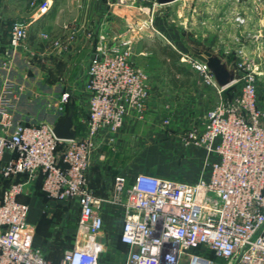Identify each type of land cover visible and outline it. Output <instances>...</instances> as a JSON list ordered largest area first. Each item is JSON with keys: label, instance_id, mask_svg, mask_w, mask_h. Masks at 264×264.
<instances>
[{"label": "built area", "instance_id": "1", "mask_svg": "<svg viewBox=\"0 0 264 264\" xmlns=\"http://www.w3.org/2000/svg\"><path fill=\"white\" fill-rule=\"evenodd\" d=\"M140 1L148 2V8L160 5L158 0ZM49 6L48 1L36 5L35 14H44ZM235 20L246 22L240 13ZM28 27L29 22L11 24V49L25 46ZM130 42L120 34L99 35L85 83L87 128L75 139L57 138L48 121H15L1 98L0 180L8 184L0 198V264H54L33 245L30 207L19 199L26 184L37 178L49 199L74 200L79 206L75 244L58 264H100L106 250L99 240L106 204L120 206L124 213L120 242L128 248L125 264H220L218 259L223 264H264V112L254 74L246 76L239 94L206 113L201 130L184 137L187 145L204 151L195 181L118 173L111 197L99 198L92 191L89 168L102 132L117 133L127 118L146 116L147 74L132 63ZM184 59L220 93L235 83L221 88L205 63L188 55ZM71 96L62 92L55 112L64 113Z\"/></svg>", "mask_w": 264, "mask_h": 264}, {"label": "crops", "instance_id": "2", "mask_svg": "<svg viewBox=\"0 0 264 264\" xmlns=\"http://www.w3.org/2000/svg\"><path fill=\"white\" fill-rule=\"evenodd\" d=\"M44 1H48L50 6L44 14L37 16L35 14L36 5ZM178 2L160 4L158 6L165 8L159 7L158 9L167 11ZM182 2L183 4L180 5L182 10L185 7L197 6V9L193 8L195 13L184 19L179 29H172L164 25V21L156 16L153 29L160 34L159 39L162 42L157 40L155 46L143 43L139 49L136 47L135 54L139 57L136 56L135 61L145 65L141 58L148 54L147 51L156 54L161 62L160 67L165 71L167 81L173 89L172 93L175 95L182 92L185 95L186 106L183 113L188 114L190 119H198V124L201 126L206 113L226 98L214 86L207 84L202 73L184 58L188 55L202 62L194 57L193 53L197 50H204L217 55L224 62L226 56L236 57L242 51L246 53L249 60H252L253 64L260 61L264 58V0H245V4L233 3L230 0L229 13L228 10L224 12V6L229 3L226 0H184ZM33 3L36 5H32ZM136 7H138L136 0H0V100L2 97L6 99L3 105L10 107L14 120L36 122L49 120L50 115L47 114V110L53 109L55 112L54 106L61 93L69 91L72 95L70 104L72 108H75L74 123L77 135H83L87 128L88 96L85 90L87 70L99 35L110 36L124 32L133 16L132 11L138 9ZM238 13L245 14L246 22L244 24H238L235 20ZM34 14L37 19L32 20ZM15 21L29 22V35L25 46L13 50L9 44V30ZM42 34H46L47 38H43ZM152 35L150 34L148 37H152ZM55 42H58L61 47H57ZM164 44L170 45L181 55L179 63L190 71V78L186 86L176 87L170 82L168 65L164 63L166 58L160 53L159 45ZM132 62L147 74V84L151 88L147 100L146 118L154 114L157 109L158 99L152 91V88L156 86V78L150 68L136 64L133 57ZM229 62L224 63H227L229 67L232 64ZM44 63L47 66L56 64L55 68L57 67L56 69L63 73L65 84L60 82L57 76L50 74L48 76L46 72L50 69L45 67ZM66 87L67 90H65ZM5 89L6 91H4ZM83 96L86 101L84 105L86 112L80 113L77 103ZM172 99L173 104L168 105V110L174 114L177 111L176 104L179 102L175 97ZM261 109L264 112V108L261 107ZM129 118L133 119V117ZM129 118L126 121L125 132L137 128V123L128 124L130 123L128 122ZM120 135L118 137L104 131L97 142L100 140L104 142V146H109L108 140L112 137L118 143ZM181 150L184 162L180 176L184 180L195 181L202 169L204 151L194 144L187 145ZM8 157L9 154H5L3 158L7 159ZM97 157V154L93 152L89 168V184L96 197L109 198L113 194L114 178L108 189V194L100 195V181L91 169ZM1 163L0 160V165ZM143 172L165 176L161 170ZM0 183H4L5 187L8 181L0 180ZM36 185H39L44 201L46 203L51 201L42 190L41 178H37L26 184L24 192L19 197L29 207L30 202L24 201L22 197L30 192L34 193ZM2 191L3 189L0 198ZM102 216L104 230L99 236V240L107 246L106 230L116 231L115 236L120 240L124 213L120 206L106 204L102 208ZM27 221L33 230L32 243L41 245V234H37V229L40 233L46 234L48 228L43 223L39 224L38 216L34 210L30 211L29 209ZM62 256L63 253L57 262H51L58 264Z\"/></svg>", "mask_w": 264, "mask_h": 264}, {"label": "rangeland", "instance_id": "3", "mask_svg": "<svg viewBox=\"0 0 264 264\" xmlns=\"http://www.w3.org/2000/svg\"><path fill=\"white\" fill-rule=\"evenodd\" d=\"M226 1L229 3H227V6H224V12L228 10L229 13V4L231 3L230 0ZM231 1L233 3L245 4V0ZM136 3L138 6L136 8L138 9L134 10L137 11H132L133 16L127 24V28L124 32L119 34L126 36V39H131L129 43L131 47V61L133 57L136 64L144 68L148 67L153 71L151 73H154L153 76L156 78V86L152 88V91H154L158 99L156 104L157 109L154 114L144 119H137L135 117H133V119L129 118L130 120L128 122L130 123L128 124L137 123V128L125 132V128L127 127V122H125L121 130L117 133H113V135L118 137L121 134L118 143L115 138L112 137L111 139L113 141L110 139L108 140L109 146H104V142L100 140L96 142L94 153H96L98 157L95 158L96 162L91 166V169L95 172V176L100 181V195L108 194V189L111 187L110 185H112V180L118 173L128 174L129 177H133L136 176V173L138 174L141 171L161 170L166 178L184 180L180 176L184 162L181 149L187 146L184 137L195 128L201 130L205 120L204 119L203 124L199 126L198 119H190L188 118V114L183 113V109L186 106L185 95L182 94V92L175 95L172 93L173 89L167 81L165 71L160 67L161 62L156 54L147 51L148 54L141 58L145 65L135 61L137 56L135 54L136 47L139 49L143 43L148 46H155L157 40L158 42H162L159 39L160 34L153 29L156 16H159L161 20L164 21V25L172 29H179L182 25V21L195 13L193 8L197 9V6L185 7V9L182 10L180 5L183 4V2H178L167 11H162L165 7L157 5L155 8H148L149 3L140 0H136ZM159 7H162L160 11L158 9ZM243 10H245V8H243ZM240 14L245 16L244 13ZM130 26H134L132 31ZM150 34H153L152 37H148ZM138 57L139 56H137V58ZM226 57V61L224 62L230 61L229 63H232L236 73L235 83L221 92L224 98L228 99L239 94L246 76L254 74L256 77L258 103L260 109L261 107L264 108V58L253 64L252 60H249L246 53L242 51H240L236 57ZM44 64L46 65L45 67L50 69V71L48 70V72H46L48 76L49 74L57 76L58 80L65 84L63 73L57 70V67L55 68L56 64L48 66L46 63ZM67 89L66 87L65 90ZM150 89L151 88H149V91ZM172 97L177 98L176 101L179 102V104H176L177 111L174 114L168 110V105L173 101ZM81 100L78 101L77 106L80 113H85L84 105L86 101L84 96ZM43 121L50 122L48 119ZM26 122L36 121L30 120ZM4 185V183H0V193ZM22 199L28 203L30 202V211H35L38 216L39 224L43 223L45 227L48 228L46 234L40 233L37 229V234H41L42 242L41 245L35 246L42 250L45 258L49 261L57 262L61 258L62 253L72 248L75 244L78 232V204L74 200H51L46 203L39 185H36L34 193L30 192L25 194ZM115 235L116 231H105L107 246L100 259V264H125L128 256V248L124 246ZM218 261L220 264H223V260L218 259Z\"/></svg>", "mask_w": 264, "mask_h": 264}, {"label": "water", "instance_id": "4", "mask_svg": "<svg viewBox=\"0 0 264 264\" xmlns=\"http://www.w3.org/2000/svg\"><path fill=\"white\" fill-rule=\"evenodd\" d=\"M174 1L158 0L160 4H168ZM193 56L206 64L219 87L224 88L235 82L236 70L232 64L228 67L217 55L209 51L197 50L193 53ZM47 114L50 115L49 121L53 123V132L57 138L62 140L76 138L77 130L74 123V112L70 107L64 113H58L54 112L53 109H48Z\"/></svg>", "mask_w": 264, "mask_h": 264}, {"label": "trees", "instance_id": "5", "mask_svg": "<svg viewBox=\"0 0 264 264\" xmlns=\"http://www.w3.org/2000/svg\"><path fill=\"white\" fill-rule=\"evenodd\" d=\"M160 53L166 58L164 63L168 65L167 71L172 85L176 87L186 86L190 78V71L179 63L181 55L168 44L160 46ZM69 107L74 110L71 104Z\"/></svg>", "mask_w": 264, "mask_h": 264}]
</instances>
